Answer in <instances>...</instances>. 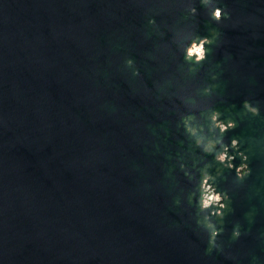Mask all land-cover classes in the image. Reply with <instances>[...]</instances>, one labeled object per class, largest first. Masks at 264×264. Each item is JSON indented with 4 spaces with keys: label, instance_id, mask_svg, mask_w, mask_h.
<instances>
[{
    "label": "water",
    "instance_id": "water-1",
    "mask_svg": "<svg viewBox=\"0 0 264 264\" xmlns=\"http://www.w3.org/2000/svg\"><path fill=\"white\" fill-rule=\"evenodd\" d=\"M187 2L0 0V264H264V0H220V24ZM192 27L216 37L198 67L178 48ZM192 101L236 121L226 142L263 150L245 153L243 185L213 163L231 196L223 253L208 250L179 168L198 177L213 161L180 126Z\"/></svg>",
    "mask_w": 264,
    "mask_h": 264
},
{
    "label": "clouds",
    "instance_id": "clouds-1",
    "mask_svg": "<svg viewBox=\"0 0 264 264\" xmlns=\"http://www.w3.org/2000/svg\"><path fill=\"white\" fill-rule=\"evenodd\" d=\"M200 4L206 9L207 15L211 21L220 24L223 20L230 19V13L220 6V0H199ZM186 12L189 16L197 15V8L188 0L185 5ZM151 25H156L154 18L148 21ZM186 31L184 41L178 48L183 54L185 64L192 66L202 65L208 56V47L213 45L216 37L200 36L196 33L194 27ZM127 69H132L133 76H139V69L135 67V62L131 58H126L124 61ZM215 79V77H213ZM203 94L206 97L213 95V86L207 85L203 87ZM185 102L188 108V102ZM192 107L189 108L180 117V126H182L185 136L190 139L195 147L205 156H212L213 161L205 162L199 169L197 177L190 171L187 165L183 162L179 163V168L184 176L189 181H194L196 188L188 196V203L193 202L198 209L195 217L197 227L207 237L208 250H216L223 253L224 247L221 242V237L224 234V228L218 224L217 218L221 221L224 219V214L228 209V202L231 200L230 190H218V181L221 178V172L218 170L215 174L211 171L213 163L222 165L229 172L234 170V186H239L250 174L251 169L248 165V155L240 151V141L232 138L230 143L226 142L225 134L229 130L237 127V123L233 119H221V112L213 108L210 104H204L202 107L196 105L195 101L191 102ZM244 112L258 116L260 108L257 104L244 100L242 104ZM200 111L204 112V118L201 121L199 118ZM234 153V154H230ZM239 158L240 164L236 166L234 163ZM177 205L180 200L175 201ZM249 213H245L247 218ZM242 235L241 224L236 222L231 229V239L239 240ZM226 259L234 260L230 254H225ZM253 264H261L259 257H253Z\"/></svg>",
    "mask_w": 264,
    "mask_h": 264
},
{
    "label": "flooded vegetation",
    "instance_id": "flooded-vegetation-1",
    "mask_svg": "<svg viewBox=\"0 0 264 264\" xmlns=\"http://www.w3.org/2000/svg\"><path fill=\"white\" fill-rule=\"evenodd\" d=\"M256 147L257 146H256V143H255L253 137L251 139H248V140H246L245 138H242L240 140L239 148H240V151H242L244 153H256V151H257V153H263V150L260 151V149H259V151H258V149H256ZM239 164H240V162H239ZM239 164H238V166H239ZM243 183L244 182H241L242 185H243Z\"/></svg>",
    "mask_w": 264,
    "mask_h": 264
}]
</instances>
